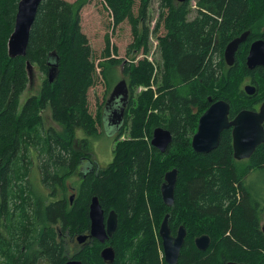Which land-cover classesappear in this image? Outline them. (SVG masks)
<instances>
[{"label": "trees", "instance_id": "16d2710c", "mask_svg": "<svg viewBox=\"0 0 264 264\" xmlns=\"http://www.w3.org/2000/svg\"><path fill=\"white\" fill-rule=\"evenodd\" d=\"M87 1L41 0L26 55L11 58L7 42L19 0H0V264H63L69 258L65 235L89 232L94 196L105 215L116 212L118 223L104 244L90 239L71 255L82 264H109L100 256L106 245L114 250L111 264H166L158 235L166 213L172 234L180 225L186 230L177 264H264V190L254 177L247 180L251 171L264 172V142L241 160L233 157L231 129L222 131L208 153L191 147L210 102L227 101L232 119L264 99V68L249 70L245 64L250 43L264 39V0H197L192 18L190 0H158L162 64L156 68L145 58L124 63L107 38L96 61L80 25ZM102 1L113 26L124 21L130 26L127 49L149 52L150 0H140L136 12L135 0ZM244 31H249L247 41L233 64L225 65V46ZM26 61L44 79L39 93L19 106L20 95L31 86ZM117 67L128 77L129 98L114 140L129 135L116 143L112 161L99 167L90 161V139L103 126L105 103L93 116L88 93L96 77L115 83ZM247 81L257 88L251 97L243 90ZM138 86L145 89L135 96ZM47 107L60 130L44 128L41 113ZM157 127L172 136L164 153L150 146ZM33 157L46 194L26 179ZM83 165L86 169L78 170ZM172 167L177 181L168 207L160 186ZM76 171L79 181L68 194L66 179ZM202 234L211 239L204 251L194 244Z\"/></svg>", "mask_w": 264, "mask_h": 264}, {"label": "water", "instance_id": "95a60500", "mask_svg": "<svg viewBox=\"0 0 264 264\" xmlns=\"http://www.w3.org/2000/svg\"><path fill=\"white\" fill-rule=\"evenodd\" d=\"M41 0H19L12 33L7 42V52L11 58L24 57L30 29L35 19L36 11ZM184 2L186 0H177ZM249 31H244L239 36L230 40L224 48V59L228 66L234 62V55L240 44L247 41ZM245 64L247 68H264V39L253 40L246 55ZM26 69L29 83L33 81L34 66L26 61ZM49 81L51 70L49 72ZM244 92L248 96H253L257 92L254 84L248 83L243 86ZM129 98L128 85L124 79L117 81L105 102L103 112L104 123L114 131L122 126L123 115L126 103ZM229 103L219 99L210 102V105L199 116L197 128L191 137V147L197 153H208L215 149L220 140L222 131L231 129L233 157L236 160L247 159L254 152L255 148L264 142V103L258 110L242 109L232 119L229 118ZM172 136L171 133L162 127H157L152 131L150 146L164 153L169 148ZM177 181V169L173 168L164 174V180L160 186L163 203L171 207L174 203V189ZM73 195L70 196L72 201ZM88 218L90 221L89 232L77 235L76 241L83 246L90 239H96L104 244L115 232L117 228V214L114 210L106 215L101 207L98 198L92 197ZM169 214L166 213L162 219L158 235L161 239L162 256L166 264H177L181 248L184 243L186 230L180 225L175 234L171 233L168 225ZM261 229L264 233V213ZM211 239L208 235L202 234L194 239L196 248L200 251L206 250L210 246ZM101 258L111 264L114 260V250L112 246L106 245L101 249ZM63 264H82L73 256H70ZM226 264H246L243 262L228 261Z\"/></svg>", "mask_w": 264, "mask_h": 264}, {"label": "rangeland", "instance_id": "374dc122", "mask_svg": "<svg viewBox=\"0 0 264 264\" xmlns=\"http://www.w3.org/2000/svg\"><path fill=\"white\" fill-rule=\"evenodd\" d=\"M68 1L73 2L74 0H68ZM196 1L197 0H190L191 12L189 14V18H192L196 14V7H195ZM139 3L140 0H135L133 5L134 12H136ZM148 10H149L148 20H147L148 37H149L148 48L150 51L147 53H143L142 50L127 49L128 44L132 41V36H131L130 26L126 21H124L123 23L117 26H113L109 12L106 9L103 1L88 0L84 4V6L81 7L79 12L80 25L82 31L87 35L91 47L93 48V52H94L93 54L96 57L95 60L98 61V57L100 56L101 50L104 48L105 41L107 38L110 44L112 45L113 52H117L116 57L123 59L124 63L126 62L135 63L138 59L145 58L149 61H153V66L155 68L158 67V65H161L162 61L160 59V53L157 47V43H158L157 37L159 34L162 33V29L159 27V25L157 26V21H158L157 18L159 13L161 12V9L159 8V1L150 0ZM156 30L157 32L155 33ZM260 30H263V26H260ZM130 51L133 52L130 53ZM225 65H227L226 61H225ZM120 70H121L120 67L115 68L116 71L115 83L121 79H124L128 82V77L126 75H122ZM98 71L99 70L97 69V72ZM43 79H44V75H42L39 72L37 67H34L33 81L31 82L29 91L26 89V91H24L20 95L19 106H21L24 103V101L26 100L29 94L39 93V89ZM113 81L114 80L104 81L100 77H96L95 84L88 93L90 111L93 114V116L96 115V111L99 110L100 106L103 108L104 103L108 99L111 89L115 84L113 83ZM248 83L251 82L247 81L243 85ZM142 88L145 89L142 86H138L134 88L133 94L135 96L139 95ZM263 94H264V89H263ZM41 116H42L44 128L53 126L57 130H60L59 126L53 122L48 107L42 111ZM96 132H98V135L90 139V145H91L90 161L96 163L97 166L99 167H105L107 164H109L112 161L113 149L116 143L118 141L128 138L129 132L126 131L120 138L114 140V135H115L114 131L110 128V126H107L105 123L103 126L101 124V127L97 126ZM77 135L78 136L81 135L80 129L77 130ZM144 138L146 139L145 136ZM85 169L86 166L83 165L78 170H85ZM171 169H173V167ZM77 172L78 171L74 172L66 179L68 194H72L71 188H73L79 181V176ZM252 177H254V179L258 181L259 185H261L260 186L261 190H264V172L260 173L258 171L256 172L251 171L247 176V180H252ZM26 179L28 181V184L32 185V188L36 189V192H41L46 194V190L44 189V187L40 182L38 161L35 157L32 158V162L30 164L29 172L27 174ZM79 234L82 233L76 232L73 235L67 234L64 237L68 257L73 255V253L77 251L81 246L76 241V237ZM39 264H47V263L45 261H42Z\"/></svg>", "mask_w": 264, "mask_h": 264}, {"label": "flooded vegetation", "instance_id": "af4514ba", "mask_svg": "<svg viewBox=\"0 0 264 264\" xmlns=\"http://www.w3.org/2000/svg\"><path fill=\"white\" fill-rule=\"evenodd\" d=\"M262 103H264V99H262L260 102L256 103V104L254 105V109H253V110H258L259 107H260V105H261Z\"/></svg>", "mask_w": 264, "mask_h": 264}]
</instances>
